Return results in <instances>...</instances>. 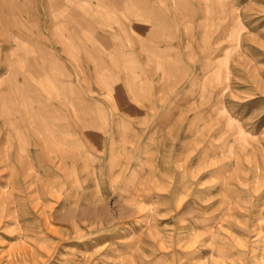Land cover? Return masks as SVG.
Masks as SVG:
<instances>
[{
	"label": "rangeland",
	"instance_id": "374dc122",
	"mask_svg": "<svg viewBox=\"0 0 264 264\" xmlns=\"http://www.w3.org/2000/svg\"><path fill=\"white\" fill-rule=\"evenodd\" d=\"M0 264H264V0H0Z\"/></svg>",
	"mask_w": 264,
	"mask_h": 264
}]
</instances>
